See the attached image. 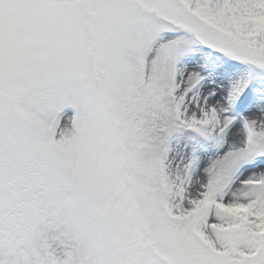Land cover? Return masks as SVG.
Segmentation results:
<instances>
[{"label": "snow or ice", "instance_id": "obj_1", "mask_svg": "<svg viewBox=\"0 0 264 264\" xmlns=\"http://www.w3.org/2000/svg\"><path fill=\"white\" fill-rule=\"evenodd\" d=\"M0 264H264V0H0Z\"/></svg>", "mask_w": 264, "mask_h": 264}]
</instances>
